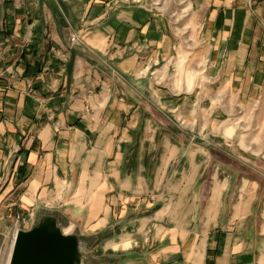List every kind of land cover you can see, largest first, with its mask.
<instances>
[{"label":"crops","instance_id":"crops-1","mask_svg":"<svg viewBox=\"0 0 264 264\" xmlns=\"http://www.w3.org/2000/svg\"><path fill=\"white\" fill-rule=\"evenodd\" d=\"M262 128L264 0H0V264L40 212L87 264H264Z\"/></svg>","mask_w":264,"mask_h":264},{"label":"water","instance_id":"water-1","mask_svg":"<svg viewBox=\"0 0 264 264\" xmlns=\"http://www.w3.org/2000/svg\"><path fill=\"white\" fill-rule=\"evenodd\" d=\"M85 242L78 233H64V224L51 213L15 237L9 264H87Z\"/></svg>","mask_w":264,"mask_h":264},{"label":"rangeland","instance_id":"rangeland-1","mask_svg":"<svg viewBox=\"0 0 264 264\" xmlns=\"http://www.w3.org/2000/svg\"><path fill=\"white\" fill-rule=\"evenodd\" d=\"M256 118H258L259 120L261 119V115L259 114L258 115V113L257 112H252L251 114H249L247 117H245V121H251V120H255ZM255 128H251L249 131L251 132V133H254V134H256L255 133ZM260 132H262V136H264V128H262V129H260L259 130ZM257 146H258V149H254V150H251V153H253L254 155H263L264 156V151L260 154V152H261V150H260V147H261V145L260 144H257ZM248 151V150H247ZM256 151H258V152H256ZM262 161V163H258V161H255L256 162V164H259L258 166H260V167H264V163H263V161H264V158L261 160ZM43 214H45V213H43V212H40L38 215H34L33 217H32V220H34V221H36V220H38V218L40 217V216H42ZM32 222V221H31ZM31 222H30V224H31ZM20 226L21 225H15V229H14V231H13V236H12V239H11V245H12V243H13V238H14V234H15V232H16V228L18 227V228H20ZM19 231H21V230H19ZM12 251V247L10 248V251H9V253H8V256H7V259H6V262H5V264H7V261H8V258H9V255H10V252Z\"/></svg>","mask_w":264,"mask_h":264},{"label":"built area","instance_id":"built-area-1","mask_svg":"<svg viewBox=\"0 0 264 264\" xmlns=\"http://www.w3.org/2000/svg\"><path fill=\"white\" fill-rule=\"evenodd\" d=\"M72 42L73 43H77L78 42V39L76 37H73L72 38ZM32 221V218L29 217V218H23L21 216H18L17 219H16V225H28L30 224V222ZM20 228H16V232L14 234V240H15V237L17 235V233L19 232ZM14 240H13V243H14ZM13 243H12V246H13Z\"/></svg>","mask_w":264,"mask_h":264},{"label":"bare ground","instance_id":"bare-ground-1","mask_svg":"<svg viewBox=\"0 0 264 264\" xmlns=\"http://www.w3.org/2000/svg\"><path fill=\"white\" fill-rule=\"evenodd\" d=\"M11 255V254H10ZM9 260H10V257H9ZM8 264H9V261H8Z\"/></svg>","mask_w":264,"mask_h":264}]
</instances>
